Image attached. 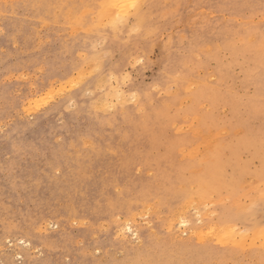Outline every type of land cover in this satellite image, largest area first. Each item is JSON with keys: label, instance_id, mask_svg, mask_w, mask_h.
<instances>
[{"label": "rangeland", "instance_id": "1", "mask_svg": "<svg viewBox=\"0 0 264 264\" xmlns=\"http://www.w3.org/2000/svg\"><path fill=\"white\" fill-rule=\"evenodd\" d=\"M0 264H264V0H0Z\"/></svg>", "mask_w": 264, "mask_h": 264}, {"label": "bare ground", "instance_id": "2", "mask_svg": "<svg viewBox=\"0 0 264 264\" xmlns=\"http://www.w3.org/2000/svg\"><path fill=\"white\" fill-rule=\"evenodd\" d=\"M133 1H134V0H133ZM122 2H124V1H122ZM122 2H121V3H122ZM118 5H119V4H118ZM118 5H117V6H118ZM114 7H115V5H114ZM119 7L121 8V6H119ZM112 9H113V8H112ZM112 9H111V10H112ZM108 10H109V9H108ZM108 10H107V11H108ZM111 10H109V11H111ZM113 10H114V9H113ZM122 10H123V9H121V11H122ZM109 11H108V12H109ZM114 11H115V10H114ZM118 11H119V10H118ZM105 12H106V11H105ZM125 13H126V12H125ZM112 14H114V13H112ZM109 15H110V14H109ZM111 16H112V15H111ZM106 17H107V16H106ZM106 17H105V18H106ZM108 17H109V16H108ZM114 18H115V17H114ZM110 21L112 22V19H110ZM108 22H109V21H108ZM114 29H115V28H114ZM71 77H72V76H71ZM73 77H74V76H73ZM75 78H76V77H75ZM19 79H20V78H19ZM58 87H59V86H58ZM47 92H49V91H47ZM51 93H52V92H51ZM45 95H46V94H45ZM193 123H194V122H193ZM184 149H185V148H184ZM260 188H261V187H260ZM252 195H253V194H252ZM250 200H251V199H250ZM177 209H178V208H177ZM133 215H134V214H133ZM134 216H135V215H134ZM127 222H128V221H127ZM132 223H133V222H132ZM129 224H130V223H129ZM126 225H127V224H126ZM124 226H125V225H124ZM203 227H204V226H203ZM121 228H122V227H121ZM127 229H128L129 231L131 230V232L133 231L128 225H127ZM123 230H125V229H123ZM216 231H217V230H216ZM133 233H134V235H135L136 232L133 231ZM234 235H235V234H234ZM136 236H137V235H136ZM157 238H158V237H157ZM20 243H21V242H20ZM120 243H121V242H120ZM24 245H25V244H24ZM130 246H131V245H130ZM18 257H19V256H18Z\"/></svg>", "mask_w": 264, "mask_h": 264}, {"label": "snow or ice", "instance_id": "3", "mask_svg": "<svg viewBox=\"0 0 264 264\" xmlns=\"http://www.w3.org/2000/svg\"><path fill=\"white\" fill-rule=\"evenodd\" d=\"M132 6L134 7L135 5L133 4Z\"/></svg>", "mask_w": 264, "mask_h": 264}]
</instances>
